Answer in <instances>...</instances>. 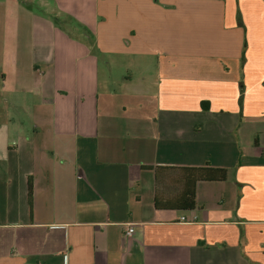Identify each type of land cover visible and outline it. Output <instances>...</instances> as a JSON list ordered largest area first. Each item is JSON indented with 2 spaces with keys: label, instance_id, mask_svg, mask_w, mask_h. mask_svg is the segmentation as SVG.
Masks as SVG:
<instances>
[{
  "label": "crops",
  "instance_id": "1",
  "mask_svg": "<svg viewBox=\"0 0 264 264\" xmlns=\"http://www.w3.org/2000/svg\"><path fill=\"white\" fill-rule=\"evenodd\" d=\"M0 264H264V0H0Z\"/></svg>",
  "mask_w": 264,
  "mask_h": 264
},
{
  "label": "trees",
  "instance_id": "2",
  "mask_svg": "<svg viewBox=\"0 0 264 264\" xmlns=\"http://www.w3.org/2000/svg\"><path fill=\"white\" fill-rule=\"evenodd\" d=\"M177 171L179 173L177 182L182 184V192L171 198L168 207H175L179 210H193L196 207V190L200 182H223L227 180L228 172L225 169H218L209 166L190 167V168H161L159 178L163 171ZM33 186L29 182V201L32 205ZM157 207L160 206L156 199Z\"/></svg>",
  "mask_w": 264,
  "mask_h": 264
},
{
  "label": "rangeland",
  "instance_id": "3",
  "mask_svg": "<svg viewBox=\"0 0 264 264\" xmlns=\"http://www.w3.org/2000/svg\"><path fill=\"white\" fill-rule=\"evenodd\" d=\"M71 31H72V29H71ZM245 50H246V45H245L244 52H243V57H242V60H243L244 62H245V59H246V56H245ZM107 57H108L107 55H105V56H102V55H101V56H100L101 66L104 65V63H105ZM117 70H118V69L115 68V69H114V72L116 73ZM118 73H120V72H118ZM118 73H117V74H118ZM243 150L246 151V152L248 151V147H247V145H245V146L243 147ZM162 187H163V184L161 185V188H162Z\"/></svg>",
  "mask_w": 264,
  "mask_h": 264
},
{
  "label": "built area",
  "instance_id": "4",
  "mask_svg": "<svg viewBox=\"0 0 264 264\" xmlns=\"http://www.w3.org/2000/svg\"><path fill=\"white\" fill-rule=\"evenodd\" d=\"M127 226H128V229L126 231L125 238H131L133 236V227H134V225L133 224H128Z\"/></svg>",
  "mask_w": 264,
  "mask_h": 264
}]
</instances>
